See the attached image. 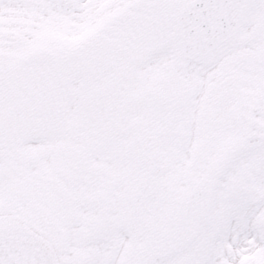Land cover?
<instances>
[{"label": "snow or ice", "instance_id": "obj_1", "mask_svg": "<svg viewBox=\"0 0 264 264\" xmlns=\"http://www.w3.org/2000/svg\"><path fill=\"white\" fill-rule=\"evenodd\" d=\"M0 264H264V0H0Z\"/></svg>", "mask_w": 264, "mask_h": 264}]
</instances>
